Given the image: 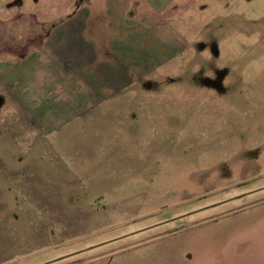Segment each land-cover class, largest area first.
<instances>
[{
  "label": "rangeland",
  "instance_id": "1",
  "mask_svg": "<svg viewBox=\"0 0 264 264\" xmlns=\"http://www.w3.org/2000/svg\"><path fill=\"white\" fill-rule=\"evenodd\" d=\"M35 1L0 17V264H264V0L82 63Z\"/></svg>",
  "mask_w": 264,
  "mask_h": 264
},
{
  "label": "crops",
  "instance_id": "2",
  "mask_svg": "<svg viewBox=\"0 0 264 264\" xmlns=\"http://www.w3.org/2000/svg\"><path fill=\"white\" fill-rule=\"evenodd\" d=\"M35 2L39 9L34 8L30 12L22 5L20 11L21 15L35 17V21L46 32L43 38L40 36L39 46L50 48L49 53L53 61L67 58L71 62L82 63L87 57L94 58L97 54L96 46L83 38V32L89 29L100 32L105 27L116 32L119 37H110L109 42L113 43L114 47L120 48V43L131 40L132 31L141 30V26L145 30L164 32L172 24H190L194 22L192 16H197L198 8L212 7L215 0H36ZM222 2V9L230 7V1L222 0ZM6 9L13 8L9 3L0 0L1 18H6ZM181 42L183 44V41ZM4 63L0 64L4 66ZM131 84L130 78L123 75L120 86L125 90Z\"/></svg>",
  "mask_w": 264,
  "mask_h": 264
}]
</instances>
